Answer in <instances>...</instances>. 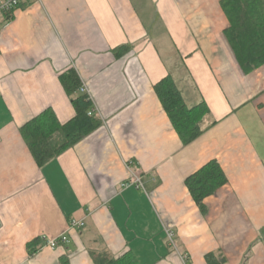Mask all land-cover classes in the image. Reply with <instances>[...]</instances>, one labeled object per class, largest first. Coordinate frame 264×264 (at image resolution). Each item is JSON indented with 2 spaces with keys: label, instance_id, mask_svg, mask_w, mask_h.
<instances>
[{
  "label": "crops",
  "instance_id": "1",
  "mask_svg": "<svg viewBox=\"0 0 264 264\" xmlns=\"http://www.w3.org/2000/svg\"><path fill=\"white\" fill-rule=\"evenodd\" d=\"M220 1L26 0L0 17V264H95L93 252L264 264V66L240 70ZM159 33L169 60L151 37ZM69 69L101 126L38 167L20 128L48 109L60 124L74 117L59 81ZM168 75L213 122L188 145L154 92ZM210 161L227 183L202 214L185 179ZM73 221L84 226L69 230ZM61 234L65 245L29 254Z\"/></svg>",
  "mask_w": 264,
  "mask_h": 264
},
{
  "label": "trees",
  "instance_id": "2",
  "mask_svg": "<svg viewBox=\"0 0 264 264\" xmlns=\"http://www.w3.org/2000/svg\"><path fill=\"white\" fill-rule=\"evenodd\" d=\"M220 7L227 19L224 30L236 63L244 74H250L264 66V0H221ZM17 9V8H16ZM127 47L113 50L122 55ZM59 81L68 96L75 115L65 124H60L52 110H45L20 128V134L38 167L54 160L101 126L91 100L79 93L81 81L73 69L59 76ZM154 92L166 113L173 130L184 145L202 135L209 127L210 115L204 102L187 107L181 93L170 75L154 85ZM213 123V122H212ZM226 176L216 161H210L185 179L190 197L202 214L206 213L204 200L226 185ZM41 242L29 246V254L35 253ZM95 264H138L131 253L112 259L106 252L91 253ZM215 256L208 255L213 263Z\"/></svg>",
  "mask_w": 264,
  "mask_h": 264
},
{
  "label": "built area",
  "instance_id": "3",
  "mask_svg": "<svg viewBox=\"0 0 264 264\" xmlns=\"http://www.w3.org/2000/svg\"><path fill=\"white\" fill-rule=\"evenodd\" d=\"M25 1L26 0H0V17L4 15H8L13 10L18 8L21 4H23ZM79 92L80 94L86 95L88 99L91 100L89 94L87 93L85 86H81V88L79 89ZM91 113H95V109L92 112H90L89 115ZM134 184H136L137 187L141 185L139 179L137 178L134 179ZM83 226H84L83 223L73 221L69 225V230H78V229H81ZM167 238L172 243L173 233L167 232ZM40 242H41L42 248H49V249L54 250V249L59 248L60 246L65 245L68 242V239H67L66 234H61L58 237L52 238V239L42 238Z\"/></svg>",
  "mask_w": 264,
  "mask_h": 264
},
{
  "label": "rangeland",
  "instance_id": "4",
  "mask_svg": "<svg viewBox=\"0 0 264 264\" xmlns=\"http://www.w3.org/2000/svg\"><path fill=\"white\" fill-rule=\"evenodd\" d=\"M148 19L147 18H145V21H147ZM152 38H153V40H154V43H155V41L158 43V46H159V49H160V51H161V53H162V55H163V57L166 59V60H169V55L166 53V47H165V45H164V43L165 44H170V42L168 43L167 42V40H166V37H164L162 34H157V35H152L151 36ZM156 39V40H155ZM165 50V51H164ZM170 60H171V58H170ZM169 64V63H168ZM170 74H171V76L176 80V81H179V79H180V73H179V66H176L175 64H174V62H171L170 61ZM187 106L188 107H190V100L188 99L187 101ZM210 122H212V120H211V117L209 116L208 118H207V120H206V125H208Z\"/></svg>",
  "mask_w": 264,
  "mask_h": 264
}]
</instances>
